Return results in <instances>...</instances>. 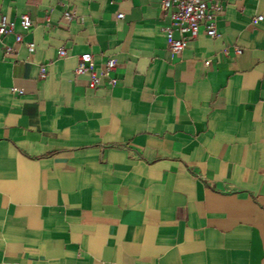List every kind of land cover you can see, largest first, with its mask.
Masks as SVG:
<instances>
[{"label": "crops", "instance_id": "obj_1", "mask_svg": "<svg viewBox=\"0 0 264 264\" xmlns=\"http://www.w3.org/2000/svg\"><path fill=\"white\" fill-rule=\"evenodd\" d=\"M207 1L172 53L156 0H0V264H264V0Z\"/></svg>", "mask_w": 264, "mask_h": 264}, {"label": "built area", "instance_id": "obj_2", "mask_svg": "<svg viewBox=\"0 0 264 264\" xmlns=\"http://www.w3.org/2000/svg\"><path fill=\"white\" fill-rule=\"evenodd\" d=\"M63 0H59L62 3ZM159 2L163 13H169L170 22L163 27L162 31L165 35L167 45L172 53H180L189 42L197 39L200 28H204L207 37L213 38L216 35L215 23L217 17L222 12V6L217 3H210L207 0H156ZM66 20H71L72 15L65 13ZM122 15H118L117 19H121ZM262 21V17H257L254 22ZM18 24L23 31H27L30 27V18L27 14H22L18 18ZM15 22L9 20L5 16H0V39L6 35H12L16 44L23 46L28 53L34 52V44L31 42L24 43L23 35L14 33ZM178 33V38L173 37V33ZM7 53L12 50L4 46ZM236 54H240L237 50ZM59 56L65 57L64 49L59 50ZM115 68V63L111 59L104 61L97 73L93 65V57L90 54H83L77 57V65L74 69L76 76L89 74L88 88L95 90L99 87L101 81L106 79L109 85L113 84L110 74ZM43 76V71H41ZM12 92L21 95L22 92L17 89H11Z\"/></svg>", "mask_w": 264, "mask_h": 264}]
</instances>
